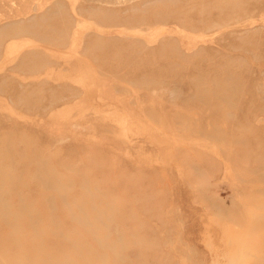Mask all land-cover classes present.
Wrapping results in <instances>:
<instances>
[{"label":"rangeland","instance_id":"rangeland-1","mask_svg":"<svg viewBox=\"0 0 264 264\" xmlns=\"http://www.w3.org/2000/svg\"><path fill=\"white\" fill-rule=\"evenodd\" d=\"M262 127L264 0H0V264H264Z\"/></svg>","mask_w":264,"mask_h":264},{"label":"bare ground","instance_id":"bare-ground-1","mask_svg":"<svg viewBox=\"0 0 264 264\" xmlns=\"http://www.w3.org/2000/svg\"><path fill=\"white\" fill-rule=\"evenodd\" d=\"M102 21V20H101ZM60 38V37H59ZM228 104V103H227ZM226 114V113H224ZM263 114V113H262ZM254 115V114H253ZM214 121V120H213ZM240 123V122H239ZM212 125V124H211ZM235 125V124H234ZM264 128V127H262ZM212 135V134H211ZM212 139V138H211ZM216 135H215V138ZM219 139V138H218ZM223 140V139H222ZM243 140V139H242ZM220 141V140H219ZM221 142V141H220ZM223 142V141H222ZM221 150V149H219ZM221 152V151H220ZM230 152V151H229ZM231 154V153H230ZM228 154L227 158L234 164L237 165L238 162H236L235 160L231 159V155ZM237 158H239L238 156H236ZM240 159V158H239ZM264 159V157H263ZM243 160V159H241ZM240 162V161H239ZM49 168V167H48ZM216 169V168H215ZM4 172V171H2ZM6 173V171H5ZM245 174L249 175L250 179H240L242 181H244L245 183L242 185V188L245 187L246 185H248L249 187L254 186L253 190L247 194L245 196L244 202L242 203V205L246 206V205H255L257 208L262 209V212L264 213V165H261V160L258 162H255L253 165H251V167L247 168L244 170ZM238 176V175H237ZM49 177V176H48ZM261 185V186H259ZM234 189V188H233ZM244 189V188H243ZM235 191V190H233ZM1 204V203H0ZM3 204V203H2ZM5 205V204H4ZM241 205V209L243 208V206ZM247 207V206H246ZM248 208V207H247ZM261 212V213H262ZM262 213V215H263ZM261 216V215H260ZM259 220H256L257 223L253 226L252 224V231H257L259 234L261 233V235H264V218L260 220V218H257ZM261 221H263V223H260ZM258 224V225H257ZM250 230V229H248ZM15 231V230H14ZM250 234V232H249ZM263 243V242H262ZM62 251V250H61ZM262 253V252H261ZM262 255V254H261ZM260 255V256H261ZM258 256V258L260 257ZM261 258V257H260ZM264 259V258H263ZM247 263V262H246Z\"/></svg>","mask_w":264,"mask_h":264}]
</instances>
